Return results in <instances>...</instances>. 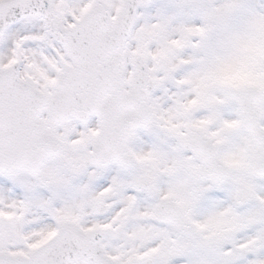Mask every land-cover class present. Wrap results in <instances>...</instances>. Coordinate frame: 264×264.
Returning a JSON list of instances; mask_svg holds the SVG:
<instances>
[{
  "label": "snow or ice",
  "instance_id": "1",
  "mask_svg": "<svg viewBox=\"0 0 264 264\" xmlns=\"http://www.w3.org/2000/svg\"><path fill=\"white\" fill-rule=\"evenodd\" d=\"M0 264H264V0H0Z\"/></svg>",
  "mask_w": 264,
  "mask_h": 264
}]
</instances>
